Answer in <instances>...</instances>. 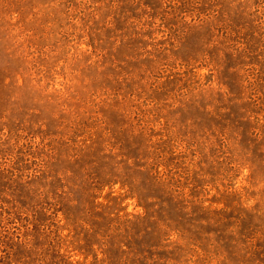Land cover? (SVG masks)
Listing matches in <instances>:
<instances>
[{
    "label": "rangeland",
    "instance_id": "374dc122",
    "mask_svg": "<svg viewBox=\"0 0 264 264\" xmlns=\"http://www.w3.org/2000/svg\"><path fill=\"white\" fill-rule=\"evenodd\" d=\"M0 264H264V0H0Z\"/></svg>",
    "mask_w": 264,
    "mask_h": 264
},
{
    "label": "trees",
    "instance_id": "16d2710c",
    "mask_svg": "<svg viewBox=\"0 0 264 264\" xmlns=\"http://www.w3.org/2000/svg\"><path fill=\"white\" fill-rule=\"evenodd\" d=\"M163 188V187H162ZM165 193V192H164ZM141 202L144 204V208L147 210V212H148V210H150L152 207H154V206H156L155 205V203L153 204L152 202H151V198H149V200L147 199V198H142V200H141ZM164 203H167L166 201H162V204H164Z\"/></svg>",
    "mask_w": 264,
    "mask_h": 264
}]
</instances>
